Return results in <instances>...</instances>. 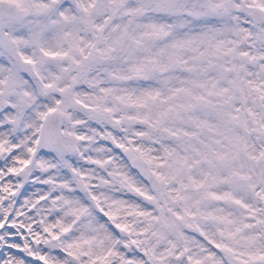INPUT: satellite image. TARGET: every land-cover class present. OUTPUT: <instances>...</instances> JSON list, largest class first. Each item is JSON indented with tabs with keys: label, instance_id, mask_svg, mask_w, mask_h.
<instances>
[{
	"label": "snow or ice",
	"instance_id": "obj_1",
	"mask_svg": "<svg viewBox=\"0 0 264 264\" xmlns=\"http://www.w3.org/2000/svg\"><path fill=\"white\" fill-rule=\"evenodd\" d=\"M0 264H264V0H0Z\"/></svg>",
	"mask_w": 264,
	"mask_h": 264
}]
</instances>
